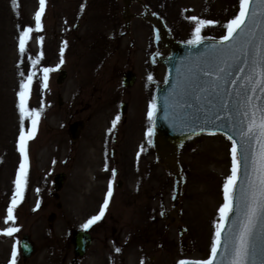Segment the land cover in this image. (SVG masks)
Here are the masks:
<instances>
[{
	"label": "rangeland",
	"instance_id": "rangeland-1",
	"mask_svg": "<svg viewBox=\"0 0 264 264\" xmlns=\"http://www.w3.org/2000/svg\"><path fill=\"white\" fill-rule=\"evenodd\" d=\"M146 1L183 42L195 38L197 22L192 17L214 22L202 27L204 39H223L227 34L224 26L240 10V0ZM17 2L18 8L13 0H0V233L9 227L20 230L12 236L0 235V264H12L13 251L17 252L16 264H71V234L85 229L84 225L99 214L111 184L113 198L109 209L87 229L94 240L87 260L81 263L105 264L107 243L105 240L102 243L101 235L110 233L111 229L105 227L121 228L122 219L129 218L133 208L123 199V188L115 187L117 178L111 173L114 165L109 155L112 145L108 143L111 137L108 127L117 116H122L121 100L129 104L124 127L139 126L138 130L133 129L132 137L146 139V145L141 142V161L138 154L132 155L135 145L130 143L125 147L129 149L124 154L121 179L129 187L141 184L138 191L147 190L150 196H155L146 202V207L137 208L135 216L147 217L148 239L159 237L154 227L164 236L162 241H157V250L150 252L148 245L147 254L157 257L153 264H179L186 258L205 261L216 239L219 209L225 203L223 187L231 175L232 145L225 136L216 133H202L183 145L179 156L184 178L181 216L174 226L165 229L159 215L164 206L168 210L172 206L173 184L163 168L155 164L148 135L152 125L148 112L154 94L151 80H163L166 71L153 68L149 62V54L154 52L149 26L134 20L132 28L146 32L138 34L137 43L131 47L123 35L120 5L115 4V10L110 11L111 0H46L41 20L43 30L31 33L22 56L19 37L26 28L35 29L39 0ZM131 10L140 12L135 4ZM30 58L39 59L40 63L33 66ZM135 62L138 84L123 89L121 76L127 68H134ZM44 68L55 69L48 74L47 88L43 87ZM61 69L66 70L67 77L59 85L56 78ZM32 73L35 75L28 103L30 109L41 112V119L35 137L27 144L28 181L23 199L16 197L19 203L14 209L15 223H5L7 209L16 196L15 181L24 162L19 150L22 124L18 93ZM77 119L83 121L84 128L73 142L67 129ZM23 130L26 134L32 131L30 119H24ZM133 169L140 178L133 174L127 178ZM58 172H64L65 181L55 198L52 185ZM51 212L55 217L48 221ZM111 217L117 218L120 225L113 223ZM153 217L158 223L150 226ZM103 219L104 226H99ZM177 226L183 228L182 234ZM23 234L29 236L35 248L27 260L22 258L19 248ZM117 259L116 263L120 264Z\"/></svg>",
	"mask_w": 264,
	"mask_h": 264
},
{
	"label": "water",
	"instance_id": "water-1",
	"mask_svg": "<svg viewBox=\"0 0 264 264\" xmlns=\"http://www.w3.org/2000/svg\"><path fill=\"white\" fill-rule=\"evenodd\" d=\"M117 2L122 4L121 13L119 14L123 22L122 27L127 34L131 33L130 24L134 17H138V19L151 26L154 32L155 52L150 54V62L152 65H162L166 71L164 81H156L154 84V101L159 110L155 124L152 123L153 125H151V146L155 154V163L162 166L166 174L172 179V207L170 211H167V214L169 217L176 215L174 222L181 216L180 201L183 196L184 178L181 173L179 156L183 145L192 137L199 136L202 133L223 134L228 140H230L228 137L232 136L233 139L239 141L236 130L241 126V121H245L246 124L243 113L247 110L242 106L244 104L245 89L239 87V85L250 74L251 68L255 66L253 62L257 57L250 48L247 57H244L242 53H238V59L235 57L217 58L215 49L212 46L219 47L222 39L212 40L206 38L199 48H194L188 42L184 43L174 38L165 20L152 10L145 0H117ZM133 3L138 4L141 12L131 11ZM253 7L261 13L256 18L257 37H259L264 35V3ZM259 43L260 41L257 39L256 44ZM165 50L168 52L162 54L161 52ZM245 60L248 63L247 67L244 65ZM219 67H223L225 71L218 73L222 79L218 82L215 91H212L209 78L202 75V70L210 69L214 77ZM240 67H245L243 74L237 71ZM132 75V73L126 72L123 78L124 86L134 84V76ZM236 76H240V80L236 81L237 86L233 87L232 80ZM57 77L56 82L61 85L64 78L67 77L66 70H59ZM237 93H240V95H237ZM197 96L200 97L199 100L196 99ZM225 103L228 105L227 108L223 106ZM216 116L224 117V119L217 121L215 124L205 123V120L215 119ZM68 128L70 138L75 141L80 129L83 128L82 120L70 123ZM64 178V172H58L53 177L55 197H57L65 181ZM243 180L242 175V183ZM234 205L235 211L230 218L228 228L237 230L243 220L245 211V201L239 189L236 193ZM53 218L54 213H50L48 221ZM232 221H236L235 227ZM182 231L183 229L179 227L180 234ZM71 241L73 251H75L74 255L81 257L88 250L92 240L86 231L81 230L74 231ZM19 243L22 258L29 259L34 254V246L29 236L23 234ZM255 248L250 264H264V232L258 234ZM209 259H211V256ZM182 261H187L189 264L202 262V260L192 261L191 259ZM216 264H229V260L218 257Z\"/></svg>",
	"mask_w": 264,
	"mask_h": 264
},
{
	"label": "snow or ice",
	"instance_id": "snow-or-ice-1",
	"mask_svg": "<svg viewBox=\"0 0 264 264\" xmlns=\"http://www.w3.org/2000/svg\"><path fill=\"white\" fill-rule=\"evenodd\" d=\"M14 5L18 8L17 0H13ZM264 3V0H240L239 13L232 19L226 28L227 34L220 41V46L213 45L217 58L223 57H238V53H242L244 57L249 54L251 48L257 57L254 60V67L251 68L250 74L239 85L245 89L244 104L242 105L247 110L243 113L245 121L240 122V127L236 130V135L239 141L228 138L232 141L231 160L232 168L231 175L227 178L224 187V205L219 209L220 222L216 224L215 242L211 249V259L203 262H193V264H216L219 258L228 259L229 264H250L252 254L255 252V242L259 233L264 232V35L257 37V16L261 13L257 12L253 7ZM46 0H39V11L35 14V29L32 27L26 28L21 32L19 37V52L23 56L26 52V45L31 38L33 31H42V16L45 13ZM193 21L197 22V27L194 32V39L189 40L188 44L194 48H199L204 43V37L201 35V29L205 25L214 24L212 21H206L192 17ZM257 39L260 43L256 44ZM41 43L43 38H40ZM63 57V52H61ZM33 66L40 63L39 59L30 58ZM245 67L248 66L247 60L244 61ZM245 67H240L237 71L241 74L245 72ZM55 69H43V87H48V74ZM223 67H219L217 74L213 77L210 69L202 70V75L209 78L210 87L215 91L218 82L221 81V76L218 74L224 72ZM20 75H24L23 72ZM35 73L26 77V82L21 84L19 97V112L21 115L22 130L20 135L19 150L24 159L20 165V170L17 175L16 196L12 200L11 206L7 209V219L5 223L11 221L15 223L14 209L19 203L16 197L23 199L24 191L28 181V141L35 137V130L41 119V112L29 108V98L32 90L33 76ZM152 77L149 76V80ZM240 80V76L234 77L232 80L233 87H236V81ZM207 91V90H206ZM240 95V93H237ZM200 99L199 96L196 97ZM210 103V101H209ZM227 108V103L223 105ZM190 107V105H189ZM158 106L155 101L150 106L148 112V120L155 124L158 112ZM30 119L32 131L25 133L23 130L24 119ZM120 117L117 116L112 127H116V123ZM224 117L216 116L215 119L205 120V123L215 124L217 121L223 120ZM230 119V118H229ZM215 134V133H209ZM148 135H152L151 129ZM244 177L243 183L241 177ZM241 192V196L245 201L244 217L237 230L228 228L230 218L235 211L234 201L236 199L237 190ZM113 196L112 186L109 185V190L106 195L105 202L99 214L91 218L84 228L87 230L92 225L100 221L109 207V201ZM235 227L236 221H232ZM17 227H9L0 235L12 236L13 233L19 232ZM226 254V255H225ZM17 252L12 253V264H16ZM180 264H189L187 261H181Z\"/></svg>",
	"mask_w": 264,
	"mask_h": 264
},
{
	"label": "flooded vegetation",
	"instance_id": "flooded-vegetation-1",
	"mask_svg": "<svg viewBox=\"0 0 264 264\" xmlns=\"http://www.w3.org/2000/svg\"><path fill=\"white\" fill-rule=\"evenodd\" d=\"M111 4L108 6L109 8H112L110 9V11H114V6L115 4L117 5H120L119 6V9H121L122 7V4L121 2H117V0H111ZM145 2H147L145 0ZM138 5L137 3H133L132 5ZM148 4V3H147ZM132 5H131V8H132ZM139 7V6H138ZM132 11V10H131ZM140 11V10H139ZM156 11V10H155ZM120 12V10H119ZM135 12V11H133ZM121 13V12H120ZM119 17H120V14H119ZM121 19V18H120ZM139 21L142 26L145 24V25H148L145 21H142L140 19H138V17H134L133 20L131 21L132 23L130 24V34H127V32L124 30L123 28V35L129 40L130 42V46L133 47L136 42L135 40V37H137V35H141L143 34V30H141L142 32H139V30H135V28H132L133 26V22L134 20ZM123 24V22H122ZM149 29L150 31L151 30V27L149 26ZM144 30H145V26H144ZM173 31V30H172ZM153 33V31H152ZM174 37H176L174 35ZM177 38V37H176ZM152 41H153V35H152ZM153 48H154V41H153ZM167 52V51H165ZM143 60L145 61V59L143 58ZM147 63V62H146ZM151 64V63H150ZM153 68H161V69H164L162 67V65H151ZM153 70V69H152ZM126 72H130L132 73L134 76V81H133V85H129V86H124L123 84V78H124V75L126 74ZM139 73H137L136 71V62L134 64V68H127L125 70V72L123 73V75L121 76V84H122V87L123 89H126L128 88H133L134 86H136V84H138V75ZM158 79L156 80H151L152 82V87H153V93H154V84L155 82L157 81ZM158 81H161V80H158ZM155 94V93H154ZM153 94V95H154ZM153 97V96H152ZM119 112L120 114L122 115L121 118L119 119V123H116V127L113 128L112 125H113V121L112 123L109 125L108 129H109V132H111V137H109V141L108 143H110L112 145V147L109 148V155L111 156V163L114 165L113 168L111 169V173L113 174L114 177L117 178V180H115V187H117L116 189H121L123 188V199L126 200V203L129 207H133L132 208V211H131V215L129 216V218L127 217L126 219L123 218L122 219V225H120L119 223V220L116 218L114 219L113 217V223H116L117 226H121V228H108V227H105L106 229H111L110 230V233L106 234V233H103L101 235V239H102V243L104 244V240L105 242L107 243L105 245V248L107 249L106 251V255H104L105 257V264H117V257H119V261H120V264H153L155 262H152L155 260V257L154 255H150V254H147V248L148 245H150V252L151 251H154V250H157L156 248H158V243L157 241L160 240L162 241V238L164 237L162 235V232L160 230H157L156 227H154V230H155V234L159 237H156L154 238V240L152 239H148L149 237L146 235L147 234V220L144 215H140L139 216H135V214L137 213V208H139V210L142 209L143 206L146 207V202L149 200H152L153 197L155 196H150L149 192H147V190H145V192H141V191H138L139 188H141V184L137 186H135L136 184H131V187L127 186L126 184V180H125V184L124 185V180L121 179L123 176L122 174V170H121V167L123 166V163H124V160L126 157L124 154L127 153V150L129 149L128 147L125 148L126 146H129V144H133L135 146L132 147V155H139V161H141V157L143 156L141 151H142V147H141V142L142 140L144 141V143L142 142V144L146 145L145 144V141L146 139H144L142 136H139L138 140L137 139H134V135L135 134V129L138 130L139 126H135V129L133 127H128V128H125V124H126V110L127 108L129 107V104H127L125 101H120L119 102ZM124 110V111H122ZM77 120H80V119H77ZM83 123V121H82ZM70 124V123H69ZM69 124H68V127H69ZM83 128H84V123H83ZM69 129V128H68ZM67 129V131H68ZM134 129V131H133ZM78 136H79V133H78ZM133 136V137H132ZM70 138V137H69ZM150 138H149V142H150ZM73 141V140H72ZM75 142V141H73ZM139 148V149H138ZM152 148V147H151ZM143 152L145 153L144 149H143ZM155 156V154H154ZM153 156V158H154ZM140 166H141V163H140ZM134 172L135 169L133 170H130V172L127 174V178L130 179V175L133 174L132 176H135L137 178H140V176L136 175L135 172L134 173H131V172ZM140 171V169H139ZM138 182V180L136 181ZM126 188H128V190H131L129 192H126ZM125 189V190H124ZM133 189V190H132ZM113 198V196H112ZM112 198L110 201H112ZM60 206V205H59ZM109 209V207H108ZM107 209V210H108ZM165 206L163 207L162 211L160 212V217H159V221L161 222H164V228L165 229H168L172 226H174L173 224V220L175 219V216L173 217H169L168 214L165 213ZM108 213V212H107ZM54 217H55V214H54ZM104 220L102 221V223L98 224L99 226H104ZM158 223V219L153 217V218H150L149 220V225H156ZM161 224V223H160ZM163 228V229H164ZM102 229V228H100ZM81 230H85V229H81ZM81 230H76V231H81ZM151 231V229L149 230ZM177 231L179 232V227L177 226ZM86 232L90 235L91 237V245L89 246L88 250L85 252V254L81 257H78V256H75L74 255V252L73 251V246H72V236H73V233L71 234V237L69 239V243L72 247V251H73V256H72V263H75V264H81L83 263V260H87V257H88V254L90 252V248L93 244V236L91 234V232L89 230H86ZM104 232V231H103ZM154 234V235H155ZM159 238V239H158ZM162 245V242L161 244ZM153 246V247H152ZM35 250V248H34ZM121 255H120V254ZM116 254H117V257H116Z\"/></svg>",
	"mask_w": 264,
	"mask_h": 264
}]
</instances>
